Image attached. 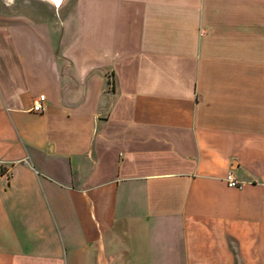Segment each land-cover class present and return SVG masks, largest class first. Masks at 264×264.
<instances>
[{"label": "crops", "instance_id": "0c3cea01", "mask_svg": "<svg viewBox=\"0 0 264 264\" xmlns=\"http://www.w3.org/2000/svg\"><path fill=\"white\" fill-rule=\"evenodd\" d=\"M0 264H264V0H0Z\"/></svg>", "mask_w": 264, "mask_h": 264}, {"label": "built area", "instance_id": "2783aa9c", "mask_svg": "<svg viewBox=\"0 0 264 264\" xmlns=\"http://www.w3.org/2000/svg\"><path fill=\"white\" fill-rule=\"evenodd\" d=\"M45 108V95L44 93H39L33 101L32 109L34 111H44ZM225 180L230 186H240V181L232 173H228Z\"/></svg>", "mask_w": 264, "mask_h": 264}, {"label": "rangeland", "instance_id": "374dc122", "mask_svg": "<svg viewBox=\"0 0 264 264\" xmlns=\"http://www.w3.org/2000/svg\"><path fill=\"white\" fill-rule=\"evenodd\" d=\"M7 3H20L24 6H30V5H43V4H52V5H57V4H62L66 3L67 6H69L71 0H6Z\"/></svg>", "mask_w": 264, "mask_h": 264}]
</instances>
